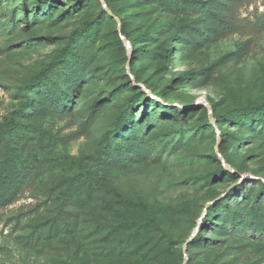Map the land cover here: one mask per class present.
Wrapping results in <instances>:
<instances>
[{
    "label": "rangeland",
    "instance_id": "rangeland-1",
    "mask_svg": "<svg viewBox=\"0 0 264 264\" xmlns=\"http://www.w3.org/2000/svg\"><path fill=\"white\" fill-rule=\"evenodd\" d=\"M173 1L187 10L0 0V126L19 120L31 169L0 206V264H264V239L242 234L264 229V120L234 113L264 102V0H233L230 29L196 10L228 0ZM87 23L68 62L25 88Z\"/></svg>",
    "mask_w": 264,
    "mask_h": 264
},
{
    "label": "trees",
    "instance_id": "trees-1",
    "mask_svg": "<svg viewBox=\"0 0 264 264\" xmlns=\"http://www.w3.org/2000/svg\"><path fill=\"white\" fill-rule=\"evenodd\" d=\"M164 6L168 8L169 11L173 12H185L187 8L181 6L178 1L173 0H162ZM233 0H228L227 3L223 5L222 14L218 15L215 13L213 6L210 4H197V9L199 10V14L205 13L216 16L220 21V24H225V28H231L234 26L233 21ZM90 23H87L84 28L77 29L70 37L69 41L65 45V47L60 51L59 55L56 56L44 69H42L35 78L30 81L25 88H38L42 85H46V81L49 80L53 74L57 71V69L62 66L63 64L67 63L70 56L74 53V46L76 44V37L77 35L81 34ZM123 35L127 36L126 32L123 31ZM171 40L170 42H174ZM96 54L90 50H84L82 53V59L88 61L93 59ZM52 97L53 94L49 93ZM32 103L31 98H27L26 102L22 105V107L18 110V113H25L26 107ZM235 114L239 115L240 117H252L253 119L250 120V128H252L254 121L264 120V102L262 103H249L248 105H239L234 111ZM133 118H129L128 112H122L115 122V129L113 130V135L118 137L119 140L123 137V127L129 125L130 127L133 124ZM239 122L237 118H234L231 124H235ZM147 126V122L144 123ZM22 125L20 124L19 120L12 117L8 120V122L0 126V149L2 152L5 153L6 156V164H0V206H4L10 202H12L17 194L23 189L24 184L26 183L28 176L31 173L30 166L28 162L22 159L17 153H15L14 147L12 145V140L19 134ZM139 130L141 127H138ZM134 130L132 129L130 133H133ZM137 133V132H136ZM223 140V139H221ZM108 147L105 150L104 155L107 157L111 154L110 146L115 143V138L111 140L108 139ZM116 152L119 151L121 153H126L125 148L119 146L115 150ZM72 163L74 164H81V159H71ZM255 207V206H254ZM221 209V222L224 224L229 223V219L231 217V212L225 210L221 205L217 207V210ZM241 224V222H236L231 224V228L236 229ZM154 227L158 228L157 225L153 224ZM205 226V225H201ZM244 236H250L264 239V229L261 231H257L255 226L250 225L247 230L242 232Z\"/></svg>",
    "mask_w": 264,
    "mask_h": 264
},
{
    "label": "water",
    "instance_id": "water-1",
    "mask_svg": "<svg viewBox=\"0 0 264 264\" xmlns=\"http://www.w3.org/2000/svg\"><path fill=\"white\" fill-rule=\"evenodd\" d=\"M109 14L111 15V17H113V15L109 12ZM116 21H118V19L115 18ZM126 41V40H125ZM186 248V247H185Z\"/></svg>",
    "mask_w": 264,
    "mask_h": 264
}]
</instances>
